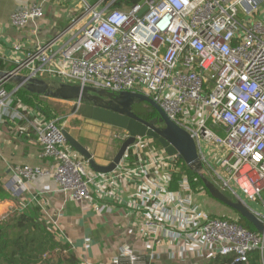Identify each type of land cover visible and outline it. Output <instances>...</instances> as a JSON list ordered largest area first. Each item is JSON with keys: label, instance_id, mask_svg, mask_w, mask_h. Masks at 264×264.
Masks as SVG:
<instances>
[{"label": "built area", "instance_id": "obj_1", "mask_svg": "<svg viewBox=\"0 0 264 264\" xmlns=\"http://www.w3.org/2000/svg\"><path fill=\"white\" fill-rule=\"evenodd\" d=\"M44 1L13 12L9 24L16 29L33 24L36 30L45 15ZM78 1L80 14L64 29L37 41L13 69L0 72V123L24 121L41 156L53 162L51 169L13 167V191L21 192L33 177L51 176L60 192L87 202L93 191L116 196L120 182L135 178L142 188L139 206L146 209L151 202L141 230L168 239L176 253H187L191 245L200 251L214 246L216 254L234 256L231 264H248L254 251L262 256L264 237L234 221L208 216L191 197L186 180L179 190H169L174 158L162 149H147L145 139H136L128 150L136 155L132 169L88 174L86 161L69 154L58 120L31 110L23 114L12 103L14 94L35 80L52 91L66 84L147 95L194 140L199 173L205 177L206 166L221 193L244 202L241 194L258 204L261 212L244 202L264 223V20L257 17L264 0H142L116 9L117 0ZM71 102L79 105L81 100ZM121 136L125 139L126 133ZM30 202L49 220L41 196ZM51 224L54 232L56 224ZM182 240L189 249L180 245ZM122 255L131 264L138 260L128 250Z\"/></svg>", "mask_w": 264, "mask_h": 264}, {"label": "crops", "instance_id": "obj_2", "mask_svg": "<svg viewBox=\"0 0 264 264\" xmlns=\"http://www.w3.org/2000/svg\"><path fill=\"white\" fill-rule=\"evenodd\" d=\"M39 2L40 0H0V62L7 66L0 72L11 70L8 66H15L25 53L35 47L37 41H46L64 29L70 18L74 16L73 9L76 8V3L80 11L78 0H45L42 2L45 15L42 20L36 22V30L33 24H28L21 29L13 28L9 24V16L13 12ZM257 17L264 20V5ZM15 45L20 46L17 52L13 50ZM50 99L55 103H67L72 107L71 101ZM39 115L43 116L40 113ZM79 119L89 125L92 123L98 125V130L96 126H90L91 129L97 130V134L94 133L97 143L91 144L87 135L73 133L70 129L66 130L88 149L97 164L107 165L116 154L122 138L121 142L114 141L113 144H108L104 134L100 136L98 132L99 125L109 126ZM24 126V124L20 125V121L10 119L0 123V195L3 197L0 199V218L9 211L19 213L27 205L35 207L30 199L34 195L41 196L44 210L49 217V220L47 217L45 219L50 224L51 222L56 224L53 226L56 242L60 245H68L81 264H131L129 258L122 255L124 250H128L138 258L134 264H207L217 255L214 246L200 251L198 246L191 245L189 249L188 241L185 240L180 241V245L189 251L185 254L176 253L168 239L143 232L140 224L145 220L151 202L146 209L139 206L137 195L142 188L135 178L120 182L116 196H105L99 191H93L92 200L87 202H75L68 195L60 192L51 176L33 177L26 182L21 192H14L13 167L26 165L51 169L53 166L51 160L41 156V147L36 142L34 134H30ZM73 131L77 129L74 128ZM116 142L119 143L117 148ZM67 149L72 158L82 159L68 146ZM203 153L205 157V149ZM135 158V152L131 150L129 154H126L117 171L132 169L136 163ZM205 167L203 166L204 169ZM86 172L95 174L88 165ZM145 189L149 188L145 187ZM191 193V197L204 210L206 209L205 213L207 212L206 214L211 218L232 216L224 212H216V207H206L204 202L206 193ZM233 198L234 201H239L237 197ZM194 244H199L198 239ZM172 251H175L174 257L170 256Z\"/></svg>", "mask_w": 264, "mask_h": 264}, {"label": "water", "instance_id": "obj_3", "mask_svg": "<svg viewBox=\"0 0 264 264\" xmlns=\"http://www.w3.org/2000/svg\"><path fill=\"white\" fill-rule=\"evenodd\" d=\"M145 10L146 8L143 7L138 16L142 15ZM27 90L46 98H55L62 101L79 99L81 103L73 105L71 108L72 115L110 126L126 133L125 139L122 140L112 160L107 165H99L95 162L88 149L83 147L66 129L61 130L67 146L86 161L92 172L108 174L115 171L136 139L154 140L168 157L182 159L191 170L200 176L212 198L234 210L253 226L256 233L264 237V223L248 209L242 200L232 201L225 197L223 193L199 173L201 163L194 140L172 122L149 96L129 92L113 94L105 90L81 88L77 85L66 84H61L52 91L43 80H35L28 84ZM140 103H145L155 110L158 115L157 121L162 127H157L154 121L147 122L134 114L132 111L133 105Z\"/></svg>", "mask_w": 264, "mask_h": 264}, {"label": "trees", "instance_id": "obj_4", "mask_svg": "<svg viewBox=\"0 0 264 264\" xmlns=\"http://www.w3.org/2000/svg\"><path fill=\"white\" fill-rule=\"evenodd\" d=\"M94 1L96 0H91V2ZM141 1L117 0L112 8L116 9L122 6L129 8ZM5 67L7 66L0 62V70ZM12 68H14L13 65L8 66V69ZM37 95L27 89H21L14 94L12 107L23 114L26 112L25 110H31L42 114L46 120H52L56 116L51 108L52 105L47 100L38 99ZM134 114L147 122L157 123L158 120L157 113L149 105L145 108L135 109ZM21 124L25 125L24 121H21ZM29 133L33 134L30 130ZM151 144L155 148L161 149L156 141L152 140ZM115 147L117 148L118 144ZM129 153L127 152V154ZM173 164L175 171L169 184L171 192L179 190L180 183L186 180L191 192L195 194L204 192L210 196L200 176L191 171L182 159L174 158ZM0 199H3L1 195ZM236 223L248 231L256 233L253 226L238 214ZM50 227L40 210L31 205L25 206L16 214L14 211H9L3 218H0V264H81L68 245H60L56 242L55 234ZM233 259L232 255L217 254L207 264H231ZM248 264H264V252L262 256L257 251L251 252L248 255Z\"/></svg>", "mask_w": 264, "mask_h": 264}, {"label": "rangeland", "instance_id": "obj_5", "mask_svg": "<svg viewBox=\"0 0 264 264\" xmlns=\"http://www.w3.org/2000/svg\"><path fill=\"white\" fill-rule=\"evenodd\" d=\"M73 11H74V13H73L74 16H77V15L80 14V11L78 9V3H76V8H74ZM37 98L41 99V100H47L52 105L51 108L56 114V116L54 118H52V120H54V119L58 120L57 124H58L59 127H62L63 129H70V130H72L73 133L77 132L79 134L82 133V135H85V136L87 135L88 139H89V142L91 144L98 142V140H96V138L94 136V133L97 134L96 131L99 129L98 125H96L94 123L89 125L88 123H84V122L80 121V119L78 117H76L75 115H71V108L72 107L70 105H68L67 103H62V102L55 103L50 98L49 99L48 98H44L41 95H37ZM140 104L133 105L132 111L134 112L135 109L138 110L139 108L147 107V105L145 103H140ZM90 126H96L97 130L91 129ZM99 127H100V131L98 132V134L100 136L104 134L105 140L107 141L108 144H113L112 142H114V141H118V142L120 141L121 142V138H123L121 136V134H122L121 130L113 128V127H110V126L109 127H101L99 125ZM74 128H76L77 131H73ZM214 131H216V130H214ZM145 140H146V142L148 144L147 149L159 150L157 147L155 148L151 144L152 140H150V139H145ZM117 144H119V143H117ZM147 149H145V151ZM206 153L207 152H205V154ZM210 164H211V166H214V167L217 166V163L214 160H210ZM203 170H204L203 174L207 178V181H209L211 184H213V180L214 179L212 177L211 172L207 171L208 169L206 167H205V169L203 168ZM223 194H224L225 197H227V198L231 199L232 201H234L233 200L234 196L231 195L229 192H223ZM239 196H240L241 199L244 200V202L249 207H251L254 210H257L258 212H261L260 206L258 204L250 202L249 200L245 199L244 196L241 195V194H239ZM204 202H205V206L206 207H208V208L209 207L210 208L211 207H216L217 208L216 212H218V213L224 212L227 215L230 214L232 216L227 218V219H229L231 221H234V222L237 221V214H236V212L234 210H232L231 208H229L226 205L222 204L221 202L217 201L216 199L212 198L211 196H208L207 194H205ZM205 211H206V209H205ZM215 218H218V217H215ZM224 218H226V217H224Z\"/></svg>", "mask_w": 264, "mask_h": 264}, {"label": "flooded vegetation", "instance_id": "obj_6", "mask_svg": "<svg viewBox=\"0 0 264 264\" xmlns=\"http://www.w3.org/2000/svg\"><path fill=\"white\" fill-rule=\"evenodd\" d=\"M155 125H156L157 127H162V126L159 124L158 121H157V123H155Z\"/></svg>", "mask_w": 264, "mask_h": 264}]
</instances>
